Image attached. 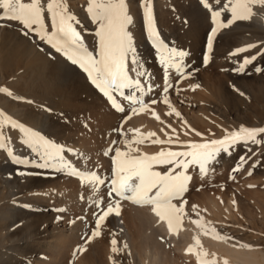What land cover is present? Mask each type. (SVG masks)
<instances>
[{
    "label": "bare ground",
    "instance_id": "obj_1",
    "mask_svg": "<svg viewBox=\"0 0 264 264\" xmlns=\"http://www.w3.org/2000/svg\"><path fill=\"white\" fill-rule=\"evenodd\" d=\"M47 2L41 0L45 7ZM65 2L68 11L79 21L76 26L83 37L84 46L97 55L99 49L95 32L98 25L87 12L89 0ZM125 2L132 18L127 28L133 38L136 58L140 62V70L147 73L145 77H137L141 79V89L133 86L124 89L123 95L119 91L113 93L125 112L117 111L78 65H73L61 53L40 42L34 34L24 36L20 30L21 24L8 19H0V87L8 88L12 95L0 93V110L55 143H64L62 146L73 150L64 153L66 159L80 170L96 171L102 177H111L113 151L116 148L126 151L125 139H141L142 143H133V148L145 154H155L161 150H184L180 142L220 139L225 135V129L237 130L241 125L264 127V71H254L256 66L264 68V56L249 65L246 72L233 71L243 56L254 55L264 46V7L253 6L250 19L234 23V30L228 28L219 32L216 39L218 44L227 45V40L237 33L236 40L242 44L238 45L255 43L257 47L239 54L231 63L223 60L225 54L221 53L216 66L225 76H218L217 73L213 74L214 71L211 73L209 68L200 66L202 60L199 54L196 55V51L202 47L204 29L210 23L209 13L202 7L201 0H151L154 25L161 39L168 46L185 49L189 53L185 63L189 66L186 71L191 72V75L181 78L174 69L171 70L169 83L173 87L168 93L170 104H165L162 95L163 65L147 33L142 0ZM210 2L214 3V0ZM45 23L51 31L47 11ZM169 24L178 27L177 33L169 30ZM225 45L221 46L220 52ZM134 67L130 64V68ZM130 74L135 76L134 72ZM239 86L248 89L257 99L250 112L249 123L241 120L243 110L239 104L242 98L239 96ZM148 87L152 88L151 92L147 91ZM142 89L145 103L153 99L158 103H149L148 109L132 114L131 108L139 105L125 97L140 96ZM95 108H98L97 113L101 116L99 125L95 127L98 133L89 134V113ZM173 108L181 113L179 117L172 112ZM226 110L228 116L219 118L227 113L224 112ZM169 112L172 114L168 115ZM157 115L160 119L156 118ZM56 116H66L64 119H68L69 126H62L60 118ZM128 116L131 118L126 119ZM121 125L124 135L114 131ZM131 129L140 131L134 133ZM4 132L10 136L8 142L16 155L38 160L37 154L23 145L22 134L18 129L5 127ZM150 132L155 133V136L146 135ZM196 132L202 135H196ZM169 135L173 141L178 137L179 142H152L157 139L167 141ZM113 141L117 143L113 144ZM251 145L238 144L229 153H221L210 163L206 174H201L198 167H189L187 174L191 180L183 196L187 201L184 206L186 214L182 217L181 226L175 231L169 230L167 221H159L150 206H138L128 200H121L120 214H111L102 222L100 235L87 243L85 238L91 235L95 227L93 212L99 214L100 209L107 206L105 188L101 186L93 190L78 177L69 175V170L39 168L31 163L15 164L5 150H0V264H113V260L115 264H199L197 252L202 250H207L209 260L215 254L216 264H224L225 259L228 264H264L263 237L249 238V228L251 230L253 227H249V222H255L258 210V214H263L264 205L263 208L259 206L261 201L258 202V194L255 193L258 199L254 206L258 210L254 212V209L249 208L247 192L239 194L236 200L232 191L215 194L198 188L190 190L196 177L221 175L227 170L228 174L233 172L234 176L241 175V183L251 184V181L246 182L250 179L249 172L253 174L259 170L256 162L258 158L250 156ZM107 150L111 151L105 155ZM237 152L238 157L246 158V162L238 172H234L233 169L241 163L240 158L237 163L234 160ZM260 179H257V184L264 181ZM173 203L179 206V201ZM193 205L198 206L196 212L200 216L193 211ZM200 217L211 222L218 233L232 239L219 240L206 235L193 223ZM113 237L121 249L118 253L111 251ZM196 237L200 245L196 246V251L188 252L189 246L195 245ZM124 244H127V248L123 247ZM238 244L253 247L235 246Z\"/></svg>",
    "mask_w": 264,
    "mask_h": 264
},
{
    "label": "snow or ice",
    "instance_id": "obj_2",
    "mask_svg": "<svg viewBox=\"0 0 264 264\" xmlns=\"http://www.w3.org/2000/svg\"><path fill=\"white\" fill-rule=\"evenodd\" d=\"M202 7L208 11L212 23L210 33L207 37V48L209 51L213 48L214 39L221 29L232 26L237 21L248 20L253 15V6L264 7V0H201ZM143 17L146 29L153 47L156 49L160 63L163 65L164 86L162 89L163 103L170 104L168 98L169 89L173 87L169 83L171 70L181 77L191 75L187 72L189 67L185 63V57L189 55L184 50H178L175 47L168 46L160 37L158 30L154 25V16L151 0H142ZM0 19H8L21 24V32L24 36L34 34L38 40L56 53H61L73 65H78L87 73L91 83L96 86L111 102L112 106L119 112H125V108L117 102L113 95L119 91L123 95V90L128 88L141 89V79L147 73L141 71L140 62L136 58V50L133 45V38L128 31L127 26L131 24L132 18L128 14L125 0H89L87 12L93 22L98 27L95 36L98 38V54L94 55L84 46L81 32L77 29L79 21L68 11L65 0H48L46 7L42 5L41 0H0ZM45 11L49 14L51 31L45 23ZM257 47V44H248L238 47L230 53L231 56H238ZM131 54V55H130ZM264 56V46L261 50L251 56H243L238 61V66L233 71L246 72L249 65L253 64L258 57ZM209 56L205 55L204 63L207 64ZM135 65L134 68H130ZM254 71L259 73L264 68L256 66ZM134 72L135 76L130 73ZM198 87V86H197ZM152 91L151 87L147 88ZM0 93L12 95V92L6 87H0ZM17 99H21L17 97ZM125 99L129 100L139 107L131 108L132 114H138L149 108V103L155 105L157 100L153 99L149 103L143 100V89L141 95H129ZM175 115L179 117L181 113L172 109ZM172 112L167 113L171 115ZM153 115H156L153 112ZM128 116L126 119H130ZM157 119L160 117L157 115ZM186 123V122H185ZM5 127L18 129L22 134L23 145L28 146L37 154L38 160H29L21 158L15 154L14 148L9 145L10 136L4 132ZM114 131L123 133V125ZM134 133H139V129H131ZM176 132L175 129L172 130ZM195 131V130H192ZM187 134V133H186ZM260 134H264V127H246L241 125L239 129L229 131L225 129V135L220 139L206 140L204 142H180L184 150H161L155 154H145L138 148H133V143H142L141 139H125L126 151L120 148L115 149V155L112 157V175L111 177H102L96 171H82L73 163L66 159L64 153L71 152L72 149H66L64 146L55 143L51 139L42 135L39 131L26 126L17 121L12 116L0 110V150H5L7 156L15 164H34L39 168H57L60 171L69 170V175L78 177L79 180L90 185L93 190L101 186L105 188L107 206L101 208L99 214L93 212L95 227L91 230V235L85 238L87 243L92 238L100 235V228L111 214H120V201L128 200L138 206H150L151 211L159 218V221H167L170 231H175L181 226L182 217L185 213L186 200L183 199L188 190V182L191 176L187 174L189 167H198L201 174H206L208 167L221 153H229L238 144H261ZM147 136H155V133H147ZM196 135H202L196 132ZM153 143H175L169 135L167 141L154 140ZM117 141H113L116 144ZM105 151V155H108ZM241 163L233 171L238 172L246 162L244 156L240 157ZM164 168V171L157 170ZM249 174H251L249 172ZM173 201H179V206ZM99 208V204H97ZM193 211L196 212L198 206L193 205ZM198 225L206 235H212L219 240L232 239L218 233L211 222L204 221L203 217L193 221ZM195 239V245H190L188 252L196 251V246L200 245L198 237ZM117 240L113 237L111 240V251L118 253L121 249L117 247ZM238 247L251 248L249 244H238ZM127 248V244L123 245ZM86 250V249H84ZM207 250L197 252L199 264H216L215 254L209 260ZM110 259H113L110 257ZM113 264L115 261L113 260ZM224 264H228L227 259Z\"/></svg>",
    "mask_w": 264,
    "mask_h": 264
},
{
    "label": "rangeland",
    "instance_id": "obj_3",
    "mask_svg": "<svg viewBox=\"0 0 264 264\" xmlns=\"http://www.w3.org/2000/svg\"><path fill=\"white\" fill-rule=\"evenodd\" d=\"M1 15V14H0ZM171 21H173V19H171ZM174 24V23H173ZM210 24V25H209ZM236 24V23H235ZM169 26H170V28H169V30L171 31V32H175V33H177V28L178 27H176L175 25L174 26H172V24H169ZM211 27H212V23H211V21H210V23H208V25L205 27V29H204V36H203V41H202V47H201V49H199L198 51H196V55L197 54H199L200 55V60H202V64L200 65V66H203L204 68H209V70L211 71V73L213 72V74H216V75H220V76H222L221 74H223L224 76H225V73H222V71H220V69H217L218 67L216 66L217 65V63H216V60H218V58H220L221 57V55L222 54H225L224 55V57H223V60H225L226 62L228 61V63H231V62H233V60L235 61V59H236V57L237 56H231L230 55V53H232L233 52V50L234 49H236V48H238V47H242L241 45V43L240 42H238V40H236L237 39V33H235V34H233L234 35V37H231V40H227V42H226V44L228 45H225V44H222V45H225L224 46V50H221V52L219 51L223 46L219 43H217L216 42V39H217V36H218V34H219V32H223L224 30H227L228 28V30H234L232 27H236V25H232V26H230V27H228V28H225V29H221V30H219L218 31V33H217V36H216V38L214 39V43H213V47L214 48H212L211 49V51H209L208 50V48H207V37H208V35H209V33H210V29H211ZM236 29V28H235ZM17 30V29H16ZM223 30V31H222ZM18 31V30H17ZM18 33V32H17ZM236 35V36H235ZM233 38H235L234 40H233ZM233 40V41H232ZM205 41V42H204ZM236 42V43H235ZM204 43V44H203ZM216 44H217V46H216ZM232 44V45H231ZM235 44V45H234ZM238 44H241V45H238ZM230 45V46H229ZM222 46V47H221ZM234 46V47H233ZM205 47V48H204ZM226 47V48H225ZM228 49V50H227ZM185 50V49H184ZM208 50V51H207ZM213 50V51H212ZM224 52V53H223ZM217 53V54H216ZM218 53H220V54H218ZM222 53V54H221ZM227 53V54H226ZM213 54V55H212ZM205 55H208V56H210L209 57V60H208V63L207 64H205L204 63V57H205ZM232 59V60H231ZM213 61V62H212ZM215 61V62H214ZM230 61V62H229ZM216 63V64H215ZM203 67H201V68H203ZM195 68H193L191 71L193 72V70H194ZM215 69H217L216 71H215ZM218 70H219V72H220V74H219V72H218ZM239 88V96H240V98L242 99V100H244V101H242L241 99L239 100V102H241V103H239L240 104V106L242 107V110H243V113H241V115H242V122H245V123H249V118L251 117V113L250 112H252L253 111V108L252 107H254V105H256V101L255 100H257L254 96L255 95H253V94H251V93H249V90L248 89H246L245 87H242V86H239L238 87ZM241 88V89H240ZM242 88H244V89H242ZM242 94V95H241ZM244 94V95H243ZM250 95V96H249ZM253 95V96H252ZM255 99H254V98ZM249 98V99H248ZM249 101H248V100ZM251 99H253V100H251ZM251 102V103H250ZM246 104V105H245ZM251 104V105H250ZM244 105H245V107H244ZM249 105H250V107H249ZM246 107H247V109H246ZM244 108V109H243ZM257 108V107H256ZM96 109V110H95ZM95 109H92L91 111H90V113H89V115H90V118H89V120H88V122H87V124L88 125H90L89 126V129H88V133H89V131L91 132V133H89V134H93L92 132H95V133H98V129L96 130V125L98 126L99 125V119H100V114L99 113H97V110H98V108H95ZM250 109V110H249ZM252 110V111H251ZM95 111H96V113H95ZM225 113H223V112H221V114H225V115H218L219 116V118H223V116H225V117H227L228 116V111L226 110V111H224ZM250 115V116H249ZM96 116V117H95ZM57 117V119H59V121L62 123V126L64 125L65 126V128H67L68 126H69V122H68V119H64V118H66V116H56ZM56 117H53V118H56ZM97 118V119H96ZM66 120V121H65ZM93 120V121H92ZM63 121V122H62ZM65 121V122H64ZM64 123V124H63ZM67 123V124H66ZM91 123V124H90ZM98 123V124H97ZM93 129H95V130H93ZM260 137V138H259ZM259 139H261V141H262V143L261 144H253V146L251 145L250 146V156H251V158H258L257 159V165L259 166V170L256 172V173H253V174H250L249 175V178L251 179H249V180H247L246 182H250L251 181V184L249 183H245V182H240L241 181V175H236V176H234L233 175V172H231V173H227V171H224V174H221V175H215V176H213V175H207V176H204L203 178H200V179H198L197 177H196V179L198 180H196V179H194L196 182L194 183V186L193 187H191V189L190 190H197L196 188H198V189H202V190H206L207 192L209 191V192H214L215 194H219L220 192H225V193H227L228 191L230 192V191H232V192H234V195H235V199L237 200V197H238V195L239 194H241L242 192L244 193V194H247V193H249V208H251L252 210L254 209V212H257V210L258 209H255V205H256V202H257V200H256V198L258 197V198H260L259 200H258V202L259 201H261L262 202V204H261V202H260V205L259 206H261L262 205V208H263V205H264V192H261V191H264V148L263 147H261V146H264V135L262 136V135H259ZM59 143V142H58ZM61 143V145L62 144H64V143H62V142H60ZM59 143V144H60ZM255 146H257V147H255ZM258 146H260V150H259V147ZM114 147V146H113ZM252 147H254V148H252ZM252 148V149H251ZM256 148V149H255ZM113 152H115V150L113 151ZM255 152V153H254ZM258 152V153H257ZM244 152H242V154H243ZM257 154V155H256ZM241 155V154H240ZM239 156V154H238V152H237V154L234 156V160L236 161V163L239 161V159L238 158H240V157H238ZM237 159H238V161H237ZM227 174V175H226ZM263 174V175H262ZM228 175H230L231 177H229ZM252 175V176H251ZM260 175V176H259ZM209 176V177H208ZM217 176V177H216ZM242 176H243V179H244V175L242 174ZM255 176H257V177H255ZM259 176V177H258ZM263 176V177H262ZM252 177H253V180H252ZM255 177V178H254ZM260 179V178H262V179H260L261 181H263V182H259L260 180H258V182H259V184H257V179ZM238 181H237V180ZM234 180V181H233ZM240 180V181H239ZM256 180V181H255ZM232 181V182H231ZM253 181V182H252ZM255 181V182H254ZM199 183V185H196V184H198ZM203 182V183H202ZM254 183V184H253ZM261 183H262V185H263V187H262V185H261ZM245 184V185H244ZM247 184V185H246ZM259 186H260V188H259ZM195 187V188H194ZM193 188V189H192ZM261 188L263 189V190H261ZM241 189V190H240ZM244 190V191H243ZM251 190H253V191H251ZM260 190V191H259ZM251 191V192H250ZM259 191V193H257ZM206 192V193H207ZM245 192H247V193H245ZM252 193H254L252 196H251V194ZM255 193L256 194H258L257 195V197H256V195H255ZM247 197H248V195H247ZM257 198V199H258ZM256 200V201H255ZM234 203V202H233ZM256 210V211H255ZM263 211V214L261 213V214H258V212H259V210H258V212H257V216H256V219H255V222L254 221H252V222H254V223H252L251 221L249 222V227H252V225H253V227H252V229H253V231H252V229L250 230V228H249V238L250 237H256V236H262L263 237V239H264V209L262 210ZM259 223H258V222ZM260 221H263V222H260ZM251 223V224H250ZM255 225V226H254ZM251 232V233H250ZM251 239V238H250ZM262 243L264 244V241H262Z\"/></svg>",
    "mask_w": 264,
    "mask_h": 264
}]
</instances>
